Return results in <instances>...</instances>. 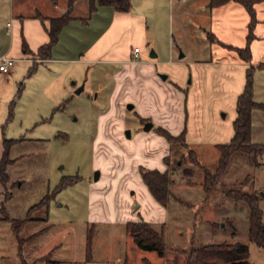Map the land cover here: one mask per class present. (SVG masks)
<instances>
[{"label":"rangeland","instance_id":"obj_1","mask_svg":"<svg viewBox=\"0 0 264 264\" xmlns=\"http://www.w3.org/2000/svg\"><path fill=\"white\" fill-rule=\"evenodd\" d=\"M70 1L0 0V54L12 38V8L16 18L37 13L52 18L65 13L72 4ZM132 1L139 10L147 2ZM87 2L76 0L73 15L87 16L90 13ZM150 3L148 11L156 17V32L148 33L149 43L141 60L155 62L173 56L175 62L189 64L210 58L209 44L203 42L204 33L199 29L201 25L211 31L210 0H150ZM208 36L218 46H225L211 32ZM152 51L158 57H151ZM181 53L186 54L182 60ZM17 64L19 68L24 65ZM31 65L32 61L20 77L12 76V69L9 74L0 71V159L5 140L22 139L11 147L10 158L14 162L8 169V185L4 187L0 182V209L5 206L10 218L23 219L41 198L48 193L52 195L49 212L46 209L34 212L32 216L38 220L29 223L20 234L25 239L46 230L32 244H26V260L37 259L35 264H44L43 258L51 253L52 260L72 264H186L191 244L199 247L226 242L248 245L249 260L264 264V249L249 239L248 206L225 194L231 189L257 193L262 197L260 208L264 211V156L260 165H256L247 154H236L216 191L206 194L203 168L216 171L219 150L210 142L188 147L170 144L155 129L158 127L155 109L149 105L147 110L142 108V93L139 91L138 95L136 87H127L115 77L119 67L109 63L84 67L64 64L68 65L69 76H73L69 78L61 77L63 69L45 62L38 64L35 74L28 77ZM188 68L187 82L192 80ZM164 74L158 73L160 80H164ZM51 77L56 78L53 88L48 83ZM20 83L24 86L17 97ZM63 83L69 84L72 91L66 92ZM82 85L84 89L77 93ZM218 90L215 88L213 93L216 97ZM184 93L187 97L188 92ZM214 105L212 102L207 107L198 106L195 112L214 115ZM187 109L189 122L188 105ZM217 113L225 118L229 111ZM257 113L255 125L259 128L252 139L264 142V114ZM143 116L153 117L155 127L146 131ZM229 119L228 115L223 120ZM164 148H168L170 165L163 159L159 162L169 166L174 181L171 187L174 198L168 207L152 196L140 173V167L151 169L158 164L150 159L151 155ZM190 149L196 151L203 168L191 161ZM97 171L100 174L95 180ZM64 179L78 180L59 190ZM145 187L153 201L162 207L165 217H159L157 209L146 202ZM8 196L11 198L5 201ZM136 202L144 206L145 213L137 220L153 223L159 229L165 224V255L142 249L127 233L125 221L134 220L128 219L125 212ZM90 237L91 255L86 250ZM16 245L10 223L0 221V264L15 262ZM86 259L90 262L85 263Z\"/></svg>","mask_w":264,"mask_h":264},{"label":"crops","instance_id":"obj_2","mask_svg":"<svg viewBox=\"0 0 264 264\" xmlns=\"http://www.w3.org/2000/svg\"><path fill=\"white\" fill-rule=\"evenodd\" d=\"M53 3H56V1H53ZM150 4V0H147L146 6L139 10L134 8L132 1V8L128 12L117 11L114 6L109 4L97 5L96 10L87 16L73 15L74 17L63 27L57 43L53 46L51 57L46 60H39L33 55L25 54L22 44L23 39H25L30 50L37 52L41 46L48 43L50 38L47 28L50 26V18L44 17V20H41L39 15L43 16V13L31 14L30 16L20 15L16 18L12 8L11 16L14 21V24L11 25L12 38L10 43L2 48L0 59L2 57L15 59V64L12 68V76L15 77H18V75L20 77L24 68L28 67L31 61L33 65L36 62L37 65L45 62L53 63L63 69L61 77L69 76L70 73L68 65L64 64H73L79 67L92 63L116 65L119 67L115 73L117 80L120 83H124L127 87H136L138 95L140 92L142 93L140 101L143 109L147 110L149 106L155 109L158 127L168 130L173 135H179L185 131L188 144L210 142L216 148L218 144L229 143L235 134L233 123L237 117L236 105L238 97L246 85L247 70L251 66H258L264 62V1L256 5L258 24L255 29L256 38L251 46L252 59L250 61H245L237 52L228 47L218 46L219 44L208 36V33L211 32V34L215 35L217 41L237 47L246 45L249 33L247 11L239 3H227L217 8L209 7L211 21L209 28L211 31L208 32V29L204 26H199V29L204 33L203 42L209 44L208 52L210 58L197 60L189 64H184L182 61L175 62L173 56L155 62L145 59L141 60L144 47L146 43H149L148 33L156 32V17L153 12L148 11ZM105 19L106 21H104ZM17 22L18 24L16 25ZM135 47H139L141 50L136 60L133 57V49ZM184 57H186V54H183L182 57L180 55L179 59L182 60ZM18 62H22L24 65L19 68ZM188 66L191 70L192 80L187 82ZM158 73H166L167 78L160 80ZM72 77L71 75L69 76V78ZM55 79L51 77L48 80L49 88H53ZM215 88H219L217 91L218 97L213 94ZM63 89L66 92L72 91V89H69V84L65 83H63ZM184 92H188L187 97H185ZM46 93L48 92L45 91ZM253 97L256 102L264 103V69L258 68L254 72ZM212 102L215 103L213 106L216 110L214 115L195 112L198 106L207 107V104ZM187 105L190 110L189 122ZM220 110L229 111L225 115V118L229 115L230 119L228 121H224L223 119L225 118H221L218 115L217 112ZM257 111L259 110L253 112L251 139L255 135V130L259 128L255 125V117L259 114ZM260 112L264 114V111ZM143 118L153 121L151 116H143ZM212 119L213 124L211 123ZM186 121L188 122V127H186ZM154 127L155 123H153L152 128ZM167 156L168 148H164L156 155H151L150 159L158 163L156 166H151V169H158L162 172L168 170L169 166L159 162L160 159L165 161ZM146 187L144 188L145 191H143L146 202L157 209L156 212L159 217H165L166 213H164L161 206L159 207L153 201L151 195H149L151 192L147 187L150 192L148 193ZM125 213L128 219L140 221L137 219L141 215H145L144 206L138 205L136 202ZM0 221L9 222L2 217H0ZM128 222L132 221H125L126 224ZM9 223L17 244L16 249L13 250L15 262L13 261L10 264H35L39 260H26L25 246L39 239L43 233L40 235L37 233L25 238V242L20 248L12 224L11 222ZM26 226H24L20 234H22ZM53 261H56L57 264H72L67 261Z\"/></svg>","mask_w":264,"mask_h":264},{"label":"trees","instance_id":"obj_3","mask_svg":"<svg viewBox=\"0 0 264 264\" xmlns=\"http://www.w3.org/2000/svg\"><path fill=\"white\" fill-rule=\"evenodd\" d=\"M76 0H71L68 10L60 16L50 18V26L47 28L49 34V42L41 46L37 52L30 50L27 42L23 39V52L28 55H33L37 59L46 60L51 57L53 46L57 43L58 37L63 27L74 17L73 4ZM238 2L247 11L249 16V33L247 35V42L244 47H237L221 42L229 49L234 50L245 61L252 59V42L256 38L255 29L258 24L257 3L264 0H210L209 7L215 8L227 4L228 2ZM90 14L94 12L97 5L109 4L114 6L117 11L128 12L132 8V0H88ZM41 20L44 17L39 15ZM264 69V62L258 66H251L247 70L246 85L243 92L239 95L236 105L237 117L233 123L234 137L229 143L218 144L216 148L219 150L220 156L218 166L215 172L202 167V163L198 160L197 153L194 149H190L191 161L196 166L203 168L204 181L203 190L206 194H211L216 191V186L219 183L222 175L226 172L230 160L233 156L240 153H245L254 160L256 165H260V159L264 156V143H254L251 139L253 127V112L256 110L264 111V103H258L254 100V72L256 69ZM37 70V62L30 68L28 76H32ZM23 83H20L17 97H20L23 90ZM150 119H143L145 124ZM157 132L165 137L170 144L181 143L183 146L188 147L186 141V133L183 131L179 135H173L168 130L162 127L155 128ZM22 140V139H21ZM21 140H5V148L3 155L0 159V182L6 187L9 182V166L14 162L10 158L11 147L21 142ZM167 165H170V155L165 158ZM176 165H181L176 161ZM140 173L144 183L149 188L154 198L163 206L168 207L171 200L174 198L172 192V185L174 183L171 179L172 172L166 170L164 172L158 169H150L140 167ZM78 179H64L59 186V190L77 182ZM227 197L236 202H243L249 208V239L257 244L260 248L264 249V211L260 208L261 195L257 193L243 192L239 189H231L225 191ZM11 196L6 197L5 201L9 200ZM52 198L51 194H46L41 200L33 205L25 218L11 219L6 212L5 206H2L0 212H3L2 218L11 222L14 232L19 241L20 248H22L25 239L20 236L24 226L30 222H35L38 219L34 218L32 214L41 209H46L49 212V202ZM207 198V195H206ZM205 198V201H206ZM46 213V214H47ZM46 230L42 231L44 233ZM127 233L134 238L137 244L145 250L156 251L159 255L163 256L166 253L165 243V224L160 225V229L153 223L140 220L132 221L126 224ZM41 234V233H40ZM38 234V235H40ZM37 235V236H38ZM87 253L92 254V240H88ZM52 254L46 255L43 260L46 264H57L51 258ZM250 250L248 245L242 243H216L205 244L195 247L191 244L188 251V259L186 264H253L249 260ZM87 262H90L87 260Z\"/></svg>","mask_w":264,"mask_h":264},{"label":"built area","instance_id":"obj_4","mask_svg":"<svg viewBox=\"0 0 264 264\" xmlns=\"http://www.w3.org/2000/svg\"><path fill=\"white\" fill-rule=\"evenodd\" d=\"M140 51L141 50L139 47H135L133 49V57L135 60L138 58ZM14 64H15V59L11 57H2L0 59V71L5 74H9Z\"/></svg>","mask_w":264,"mask_h":264},{"label":"water","instance_id":"obj_5","mask_svg":"<svg viewBox=\"0 0 264 264\" xmlns=\"http://www.w3.org/2000/svg\"><path fill=\"white\" fill-rule=\"evenodd\" d=\"M151 56H152V57H156L157 54H156L154 51H152ZM182 56H183V54H181V57H182ZM162 77H163L164 79L167 78V76H166L165 74L162 75ZM83 89H84V86L82 85V86L79 87V89L77 90V93L81 92ZM132 107H133V105H129V108H132ZM152 127H153V123H152L151 121H148V122L145 123L144 129H145L146 131H149V130H151ZM128 133H129V131H128ZM99 174H100L99 171H97L96 174H95V180H98V178H99Z\"/></svg>","mask_w":264,"mask_h":264}]
</instances>
